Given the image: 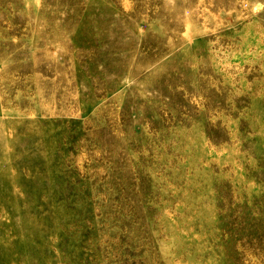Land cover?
Returning <instances> with one entry per match:
<instances>
[{"label":"rangeland","instance_id":"1","mask_svg":"<svg viewBox=\"0 0 264 264\" xmlns=\"http://www.w3.org/2000/svg\"><path fill=\"white\" fill-rule=\"evenodd\" d=\"M0 264H264V0H0Z\"/></svg>","mask_w":264,"mask_h":264}]
</instances>
